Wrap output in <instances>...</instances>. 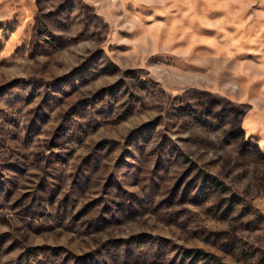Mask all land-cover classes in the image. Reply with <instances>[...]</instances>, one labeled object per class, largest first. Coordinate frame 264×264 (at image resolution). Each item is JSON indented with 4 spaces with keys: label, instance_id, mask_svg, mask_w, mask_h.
Segmentation results:
<instances>
[{
    "label": "rangeland",
    "instance_id": "1",
    "mask_svg": "<svg viewBox=\"0 0 264 264\" xmlns=\"http://www.w3.org/2000/svg\"><path fill=\"white\" fill-rule=\"evenodd\" d=\"M0 264H264V0H0Z\"/></svg>",
    "mask_w": 264,
    "mask_h": 264
}]
</instances>
